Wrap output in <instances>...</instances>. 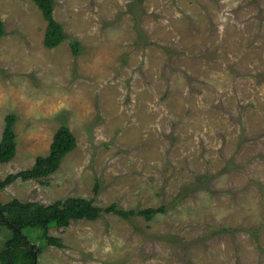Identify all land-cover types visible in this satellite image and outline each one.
I'll return each mask as SVG.
<instances>
[{"label":"rangeland","instance_id":"374dc122","mask_svg":"<svg viewBox=\"0 0 264 264\" xmlns=\"http://www.w3.org/2000/svg\"><path fill=\"white\" fill-rule=\"evenodd\" d=\"M53 14L66 37L47 48L40 8L0 0V140L17 117L0 177L49 154L62 125L77 145L0 201L165 211L53 227L63 245L37 264H264V0H55Z\"/></svg>","mask_w":264,"mask_h":264},{"label":"trees","instance_id":"16d2710c","mask_svg":"<svg viewBox=\"0 0 264 264\" xmlns=\"http://www.w3.org/2000/svg\"><path fill=\"white\" fill-rule=\"evenodd\" d=\"M41 10L47 27L44 45L54 48L65 39L62 25L55 19L53 10L55 0H32ZM4 22L0 19V38L3 36ZM77 50L78 43L72 44ZM16 115L10 113L5 118V127L0 140V163H7L16 155V133L14 125ZM77 145L76 137L71 129L62 125L56 131L47 155H39L31 168L0 177V188H4L17 179L41 180L56 172L63 157ZM114 212L124 218L131 215H143L148 221L155 214L165 211L164 206L147 207L136 212L133 209H118L113 203L108 207L99 206L93 199L71 197L59 199L50 204L36 201H21L13 198L8 202L0 201V227L7 233L0 246V264H37V256L42 250L41 244L62 246L61 238L49 234L55 227L64 230L73 220H96L102 212ZM41 231V232H40Z\"/></svg>","mask_w":264,"mask_h":264},{"label":"water","instance_id":"95a60500","mask_svg":"<svg viewBox=\"0 0 264 264\" xmlns=\"http://www.w3.org/2000/svg\"><path fill=\"white\" fill-rule=\"evenodd\" d=\"M35 264H36V262H35Z\"/></svg>","mask_w":264,"mask_h":264}]
</instances>
